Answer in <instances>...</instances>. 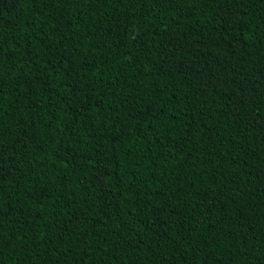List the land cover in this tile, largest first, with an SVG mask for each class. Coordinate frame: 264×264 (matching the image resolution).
<instances>
[{
  "label": "trees",
  "instance_id": "trees-1",
  "mask_svg": "<svg viewBox=\"0 0 264 264\" xmlns=\"http://www.w3.org/2000/svg\"><path fill=\"white\" fill-rule=\"evenodd\" d=\"M0 264H264V0H0Z\"/></svg>",
  "mask_w": 264,
  "mask_h": 264
}]
</instances>
